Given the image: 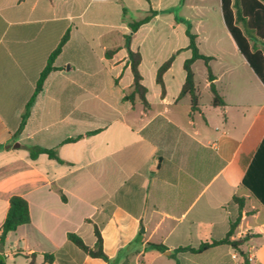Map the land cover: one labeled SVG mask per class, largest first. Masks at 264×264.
I'll return each mask as SVG.
<instances>
[{"label": "crops", "instance_id": "obj_1", "mask_svg": "<svg viewBox=\"0 0 264 264\" xmlns=\"http://www.w3.org/2000/svg\"><path fill=\"white\" fill-rule=\"evenodd\" d=\"M133 1L127 0L132 7ZM147 2L158 11L147 24L164 10L169 17L136 42L143 26L132 35L148 89L144 110L123 100L133 84L124 46L132 21L120 22L116 0H0V234L12 196L27 200L31 214L2 242L6 264H29L32 256L34 264H264V204L243 185L264 139V84L226 26L230 49L216 41L201 47V37H211L203 0ZM180 6L191 15H172ZM181 20L212 58L213 83L226 103L212 105L205 70L213 122L201 103L196 112L206 117L205 128L196 127L189 96L178 99L191 57ZM67 30L70 39L54 64L60 69L47 76L19 132L35 82ZM174 54L162 97L157 71ZM32 148L54 149L63 163L44 153L33 158ZM235 195L245 198V209L231 239L247 237L244 254L228 244L201 253L179 249L224 238L238 214L228 206ZM96 226L109 262L68 239L73 233L92 247Z\"/></svg>", "mask_w": 264, "mask_h": 264}, {"label": "trees", "instance_id": "obj_2", "mask_svg": "<svg viewBox=\"0 0 264 264\" xmlns=\"http://www.w3.org/2000/svg\"><path fill=\"white\" fill-rule=\"evenodd\" d=\"M221 9L225 26L231 34L239 51L245 57L246 61L259 77L261 82L264 84V0H221ZM157 14L158 11L150 8L146 16L139 20L132 21L128 24L130 33L124 36V46L127 50L128 61L130 63L131 72L133 74V84L131 91L124 95L123 100L129 101L132 105H134L136 102H139L143 105L144 110L149 109L150 104L147 100L148 89L143 83V76L140 71L142 55L139 51L132 50L131 42L132 35L136 33L140 29V27L149 23ZM181 21H184L187 26L186 35L189 39L187 49L191 50V57L186 59L184 62L185 81L178 99L184 96H189L192 116L194 113L200 110V96L197 91L195 73L192 67L193 64L198 60L202 61V63L204 64L208 73V79L209 81H211L210 90L212 93V105L217 107L224 106L226 105V103L218 93L215 84L213 83L215 77L212 74L211 68L209 66V62L210 60H212V58L203 55L199 51V48L197 46V36L191 31V23L187 20ZM69 39L70 30H67L58 43L57 47L50 54L46 66L41 70L39 77L35 82L33 93L27 101L24 111L21 115L19 132L24 129L30 116L31 108L35 103L38 95L43 90V85L47 76L52 71L60 69V67L55 66L54 64ZM174 58L175 54L172 55L168 60H166L157 71L156 82L161 86L162 97L166 95L164 75L171 67ZM81 137L82 136L68 138L66 139V142H75ZM0 148H2L1 145ZM39 153L47 154L51 159H55L58 162L63 163V161L58 157L57 151L54 149H31V157L34 158ZM243 185L249 188L251 192L264 204V139L249 165V168L243 179ZM231 205L237 206L238 214L235 218H231L229 230L224 238L219 240H211L209 242H203L198 248L179 249L189 250L193 253H201L208 250L209 248L228 244L244 254V252L242 251V246L245 244L247 237L240 240H232L231 237L235 234L243 216L245 209V198L235 195L228 204L229 207ZM30 222L31 214L27 200H25L21 196H12L9 201V209L6 218L2 225L0 243L5 241L7 235L10 232L17 230L19 226L29 224ZM95 237V245L90 247L87 246L82 238L78 235L73 233L68 234L69 241H71L76 247L81 249L85 254L109 262V257L103 250V240L100 228L98 226L95 227ZM151 246L156 248L158 251H163L166 249V246L164 245L151 244ZM33 259L34 258L32 256V260L29 262V264H34ZM45 259L48 262H51L53 261L54 256L51 254H46ZM0 264H6V262L0 260Z\"/></svg>", "mask_w": 264, "mask_h": 264}, {"label": "rangeland", "instance_id": "obj_3", "mask_svg": "<svg viewBox=\"0 0 264 264\" xmlns=\"http://www.w3.org/2000/svg\"><path fill=\"white\" fill-rule=\"evenodd\" d=\"M117 5H119V20L120 22H126L128 21H135L143 18L146 16L150 10V4L146 0H134L133 1V7L132 5L128 4L127 0H116ZM203 5L205 9L206 14V22L211 26L210 35L211 37L206 40L205 38L201 37V47L202 48H210L212 49L214 47V41H216L215 46H220L223 49H230L231 45L229 43L228 37L225 35L224 30H226L225 23L222 17V11H221V0H203ZM79 8V7H77ZM76 8V9H77ZM126 8V9H124ZM80 9L81 6H80ZM90 10L87 12V14H90ZM191 15L190 10L187 8L177 7L172 10V15ZM169 17V11H163L159 12V17L157 20L150 24L143 25V28L141 31L136 35L135 42L137 39L141 38L145 31L148 30H156L159 28V24L163 21V19ZM192 20L196 21L195 18H191ZM77 25L79 26V20L76 19L73 21V27ZM183 27L186 28V24H183ZM209 30V31H210ZM187 38L186 35L182 34V39L179 40V43L186 42ZM205 66L202 63V61H198V63L194 67L195 72V79L196 84L199 87L200 90V103L202 105V108L207 111L208 116L210 117V121L213 122V115L210 113L209 108V94L204 91V81H205ZM181 112H183V107H180ZM183 115V113H182ZM205 116L201 115V113H196L194 115V120L196 122V127L198 128H205L204 122H205ZM187 118L185 116H182V123L187 126ZM91 123V120L88 121ZM190 127V126H188Z\"/></svg>", "mask_w": 264, "mask_h": 264}, {"label": "water", "instance_id": "obj_4", "mask_svg": "<svg viewBox=\"0 0 264 264\" xmlns=\"http://www.w3.org/2000/svg\"><path fill=\"white\" fill-rule=\"evenodd\" d=\"M18 145L19 144H16V146H18ZM0 260H4V256H3V244L2 243H0Z\"/></svg>", "mask_w": 264, "mask_h": 264}, {"label": "built area", "instance_id": "obj_5", "mask_svg": "<svg viewBox=\"0 0 264 264\" xmlns=\"http://www.w3.org/2000/svg\"><path fill=\"white\" fill-rule=\"evenodd\" d=\"M233 258H234V259H237V258H238V255H237V254H234V255H233ZM252 259H253V256H252V255H248V260H249V261H252ZM236 264H242V263L237 262Z\"/></svg>", "mask_w": 264, "mask_h": 264}]
</instances>
